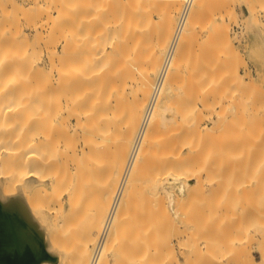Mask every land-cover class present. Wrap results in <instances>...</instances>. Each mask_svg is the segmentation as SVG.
Here are the masks:
<instances>
[{"label": "bare ground", "instance_id": "obj_1", "mask_svg": "<svg viewBox=\"0 0 264 264\" xmlns=\"http://www.w3.org/2000/svg\"><path fill=\"white\" fill-rule=\"evenodd\" d=\"M0 1H1L0 7H4L6 9L3 3L4 0L3 1L0 0ZM6 1L8 4H10L11 10L14 9V11L17 14L19 11V14L20 12H23V13L26 12V13H29L30 15V12H32V8L35 10L37 8L39 9L42 6L41 5L42 0H33L32 4L28 5L29 8L26 7L27 5L24 6L22 2H19L21 0L19 1L18 0H6ZM62 1L64 3H62ZM62 1L61 3H59L56 0V3H59V5L57 6L53 5V9H51V11H49L50 8L49 10L47 9L48 11L47 10L45 11L46 13H43L42 11V14H46L45 16L46 20H44L45 22L43 23H46L49 25V30H48L49 38L54 33L55 31L54 29L57 28L56 32L58 31V29L60 30L57 32L59 33L58 34L59 37L58 35H56L57 34L56 32H55L56 34L54 33L56 35L54 37H58L57 38L59 39L58 41L62 42L61 48L59 50L54 49L55 47L50 50L49 49L46 50V55L48 56L49 54L48 56L49 58L47 61L48 66L46 65L47 66L46 70L43 68L39 70L37 68V70H35L36 72L34 71L31 73V71H33L31 70L32 69L30 65L31 63L30 64L29 62L23 63V65H21L23 66V68H24V65L27 64L25 66L26 67L25 71L27 70V68H29L27 67L28 64L31 67V69L29 68L30 69L29 72L24 73L26 76V79H25L24 74L20 73L19 68H18V65H20L23 62V61H20L21 63H19V60H18L19 57L22 56V54H20V56H17V54H14V55L10 54L14 52L13 50L9 53H6L8 52L6 51L7 49H4L3 53H1L2 50H0V264H88L91 254L93 252V249L98 243L100 231L104 223V220L107 217V214L110 211V208L112 206V201H113L116 189L118 187L121 174L125 166L126 159H127L132 141L138 130L139 123L141 121V117L144 111V107H145L146 101L151 91V87L153 83L152 76L155 77L158 71L162 54L172 34V31H173L172 29L174 28V23H175L172 15L174 14V12H176L177 6L180 0H172V1L167 0L166 2L169 1L167 5L164 2H162L164 5H166V8H165L166 10L164 11L163 9L162 10L163 12L161 11L162 12L161 17L163 16L162 18H159V16H157L159 19H157L158 21H156V23L158 24L154 22L155 23L154 25H156V27L154 26L155 33L151 32V30L153 31V29L151 28L153 27V23H151L152 20L150 19L152 18L151 13L153 12L151 9L155 7L154 4H150L151 3L150 1H152L153 3V1L155 0H72L73 3L71 0L70 1L62 0ZM207 1L208 0H195L194 1L193 7L189 14V18L186 22L185 28L180 37L171 68L166 77L162 93L146 125L137 154L133 160V163L129 170V174L125 179V184L121 189V193L119 194L118 201L114 207V210L111 216L110 227L108 229L106 237L104 238L101 244L96 264H110L109 263L110 257L113 258V256H115L117 251L120 252V254L123 252L126 253L125 252L126 243H124L123 240L126 241L128 239L127 235L128 236L130 235L129 238H132L131 233L133 232V230H135L137 226V221L143 220L142 216L144 217L145 215L146 219L147 217H151L144 213V210H145L144 206L146 205L147 207L148 205H150L149 204L150 201L152 203L153 201L156 203V205L154 206L151 204L152 206L150 205L149 207L153 209L151 208L150 209L154 210L155 214H158V216H160L161 219H162V216L166 218L168 217L167 206H169L170 208V206H173V204L175 203L174 205L177 207L175 201H177L178 203V201L181 198H179L178 200V197L176 196L177 199L174 200L176 197L173 198V195H171L170 191L166 187L167 185H170L171 189H176L178 192L177 195L180 197H183L185 192L189 194V190H191L190 188H193L192 181H195L196 183L200 182V176H199L200 174L198 175V173L200 172L197 171L196 173L193 171L192 172L193 174L192 173L190 174V171H189L190 169L189 170L187 169L185 171V169L183 170L180 167V165L184 167V164L186 163L187 159L183 158L184 160H182L181 159L182 157L179 156L178 152H177L178 155H176V157L172 159L176 160L175 158L180 157L179 159L182 160V162L181 161L179 162L181 164L177 160H176L177 162L170 161L169 157H167V155L164 153L169 148L172 149L171 144L168 145V142H167L169 140L171 141V137H168L170 135H167L168 139L169 138L170 139L167 141L165 140V142L167 143L166 148H168L166 149L165 144L164 146H161L159 144L161 143V141L159 140L158 136L159 137H163V136L162 135L160 136V134L158 133H160L159 130L163 129L164 127L166 126L169 127L168 125H170L171 123L176 125V129H175L176 133L175 134L173 133L175 132L173 129L175 128V125L174 126L171 125L172 127H170L169 130L166 128V130L170 131L172 128L173 129L172 133L174 134V136H176L177 134H181L183 136V134H185L186 132L187 123L185 122V117L188 115H189L188 117H190V114H192V112H189V113L186 112L188 115L187 114L185 115V112L184 111L182 112L181 109H177L181 112L179 111L176 112L175 110L176 105L173 103L174 101H171L172 92H174L173 83H175L174 80L176 81V79H178L176 76L177 72L183 66L187 48L191 40L195 37V34L197 33L196 28L199 25L204 24V22H206L207 19L208 20L210 19L208 15L211 14V12H209L208 14L207 10L208 11L211 10L212 4H210L211 6H209L210 1H208L209 2L208 6L210 8L206 7ZM232 1L233 0H231V2ZM56 3L54 2L52 4H56ZM65 3L66 5H63ZM155 3H158V0H156ZM60 4L63 6H61ZM5 5L7 4L5 3ZM227 5L225 3V6ZM261 5L262 6H260V10L262 9V7H264V3H262ZM163 7L165 6L162 5V8ZM248 7L250 8V6ZM205 8H208V9L205 10ZM220 8L218 5L216 9L219 11ZM29 9L31 10L29 11ZM157 9L158 8H156V10ZM40 10L42 9L40 8L38 12ZM224 10H227V9H224ZM4 11H1L2 14ZM35 11L31 13L33 14V16L34 15L37 16V13H35ZM158 11L160 12V9ZM205 11L208 15L205 13ZM214 12L215 11H213L212 13ZM16 13H14L13 15H15ZM42 14L41 16L43 17ZM13 15H12L13 18H11L10 20L11 25H14L11 22L15 19ZM255 15H254V18H255ZM31 16H29V18H32ZM210 16H212V14ZM25 17L28 18V16H25ZM1 18L2 17H0V23H1ZM43 18L41 19V21H43ZM204 18L206 21L204 20ZM220 18H223V17H220ZM37 19L39 20V18ZM38 20L36 22L34 21L35 23L32 22L33 25L35 24L34 31H35V28L36 29L38 28L37 30H39L40 28L41 29L43 28L44 24H42V22L39 23ZM36 23H39V24L36 25ZM214 23H215L214 25H210V26H213L211 27L213 30V31L211 30V35L213 34V38H216L221 41L230 42L228 39L227 29H225L224 27L221 28L219 27V25L218 27H216L217 26L216 24H219V23H216V21H214ZM11 25L10 27L12 28L13 26ZM261 26H264V25H261ZM10 30L11 29H9V31ZM209 30L207 32H209ZM148 31H150L151 33H148ZM39 33H40V37L37 36L35 38L36 35H34V39L37 40V38L39 37V39L41 38L42 40L41 30ZM152 33L154 34V36L151 35ZM4 34L5 32L1 33L0 31V38H2L0 39V43H3L2 45H4L3 40H5V42H6V38L9 40V37L5 36ZM149 34L151 35V37L148 36ZM15 35L17 36L18 34H15ZM10 37H12V35H10ZM153 37L154 39H150ZM53 38L51 37L50 39L53 40ZM11 39L12 38H10L9 40L10 43H11ZM147 40H150V41L152 40V41L151 43H149L150 41H147ZM14 41L16 42L15 39ZM21 41L19 42L21 43ZM34 42L32 43L34 44ZM50 42L51 41H49V43ZM142 44L144 45V48ZM50 46H52L51 43L49 47ZM47 51H48V54H47ZM136 52L139 53V55L137 53L138 56L136 54L133 55ZM15 55L17 58L15 57ZM142 58L144 61H142L141 62L142 64H141L140 61ZM137 60L138 61L140 60L139 65L141 66H138L136 64ZM134 65L138 67V68L136 67L137 68L136 71L133 69ZM30 73L32 74L34 78H32ZM26 74H29L30 76ZM28 76L30 77V79ZM129 83L130 84L132 83V85L134 84V87L136 86V88H134L135 94L133 92L134 89L132 88V86H129V89L130 87L133 89V90L130 89L132 90L133 93H129V94H134V97L131 95V97H133L134 100L133 98H130V97L129 98L131 100L128 99L129 94L126 92V88ZM24 85L26 86L22 87ZM124 90H125V94H123ZM126 93L128 94V96H125L127 95ZM116 94H118L119 96L124 95L123 97H126L124 100H127V99L129 100V101L127 100L125 103L123 100L124 104L132 102V100L133 102L131 104H126L127 105L126 107V105L120 103L121 102V98H120L118 99L120 105H117L118 104L117 97L115 96L116 99L113 98L114 95ZM201 95H204V93L203 94L201 93ZM174 98H175V95L172 99ZM113 102L114 104H112ZM112 105H115L116 108L117 106L121 107V105H123L122 108L126 107V110L122 113L121 111H118L120 110V108L118 107L117 108L118 110L114 109L115 111H113ZM218 105L219 104H217L216 106ZM115 106L113 107L115 108ZM142 107H143V111H142ZM176 107H179V106H176ZM201 109H204V108H201ZM117 113H120L119 116L117 115ZM195 113H197L196 118L202 117V114L200 111L199 112L196 111ZM198 113H200L201 115ZM197 115H199V117H197ZM250 115L254 117L253 119L250 118V120L252 119L250 122L252 124L256 122V125L253 124V126L254 125L256 126V132L259 131L260 133H264V124H262L264 123V118L260 119L259 117V115L261 114L259 115L250 114ZM203 116L205 117V115ZM188 119L193 120L194 118L193 119L188 118ZM195 125L198 127V123H196ZM196 126L195 128H197ZM257 128H259L258 131H257ZM207 130L209 131V129ZM259 132L258 134L262 136ZM161 133H165V130L163 129ZM167 133L169 132H166V134ZM172 133H171V136H172ZM109 139H111L112 141L110 140V142L106 145V147H104L105 144L103 143L104 142L107 143ZM180 139L178 138L179 141ZM199 139L200 140L198 143H201L202 140L201 138ZM162 140L164 142L163 138ZM186 140L187 138L185 137V142L187 143L188 141L191 140V137L190 139H188V141ZM157 141H160V142L157 143ZM174 141H176V139ZM174 141L172 140L171 142L174 144ZM179 141H177V143ZM111 142L113 143L115 142L114 146L112 145L113 143L111 144L113 149L109 146ZM156 144H158V147H156ZM159 145H160V150H163L165 148V152H162V155L160 157L161 159H158L160 162H158V160L155 159L156 158L155 156H157L158 154L160 155L161 153L154 155V153H157L156 151H158ZM196 145L198 148H200V144L199 145L196 144ZM109 147L112 150H109L110 149ZM173 147L175 148L172 150H176V149L178 150V147L176 148V146L174 145ZM197 147L195 146L193 150L196 151ZM103 149L105 151H103ZM171 149H169L170 151L168 150L170 154L172 153ZM203 149L205 148L202 147V150ZM106 150H109V152L107 153ZM168 151L166 153H168ZM101 152L103 155L100 154ZM105 153L111 156L112 159L111 158L105 159L103 157V156H106ZM163 154L166 155V157H162ZM173 154L175 153L173 152ZM193 154H197V152ZM185 156H188L189 158L188 154ZM98 158L99 159L101 158V160H103V164H106L107 166L106 169L108 171L110 170L111 174L108 171L107 173H109V176L113 175L112 176L113 179L112 178L110 179V177H106L108 175L107 173H105L106 176H104V181H102L103 179H101V177H100L101 181L97 177L95 178V176L93 178V175H94L93 171L101 169V165H100ZM103 158L106 161H104ZM153 159H155V161ZM152 160L153 162H156L157 160L156 163L157 164L159 163L161 165V166L156 165L155 163V165L157 166L156 168V166L152 164V166L154 165V168H155L154 170L155 173L153 176L155 177L156 170L158 171L160 170V171L159 172L157 171L159 173L156 176L157 178L153 179L155 181H153V185H151L154 188V189H151L152 192L150 191V188L152 187L146 188L152 193L151 196L149 197V194H148L144 198L143 195H146V193L145 191H144V194L141 193L142 190L144 189V187L141 184L146 181L145 182L146 185L144 184L143 185L150 186L148 184H151L150 182L152 178L150 177H152V174H150L151 171L149 170L150 173L147 174V176L149 177L150 175L149 177L151 179L150 180L147 178V176H144L143 173L147 172L148 171L147 169L151 167L147 165L148 164L151 165ZM184 161L185 163H183ZM105 162L107 163L110 162V163H108L107 165V163ZM170 163H173L174 165ZM158 166H159V169H158ZM170 166L172 170L173 168L175 170L176 167L178 166L176 170V172L177 171L178 172L176 173L175 171H172L170 169ZM185 168H188V167H185ZM202 168L203 167H201V169ZM145 169L147 171H145ZM179 170H181L180 173H179ZM187 171H189V173H187ZM144 177H146V179ZM141 178H142V182L140 184L139 182ZM143 179L145 181H143ZM93 180L95 181L97 180L101 182V183L98 182L100 183V186H101L100 191H98L99 184L95 181L93 182ZM148 180L150 181L148 182ZM94 183H97L98 185L97 184L95 185ZM92 185L98 186L97 187L98 189L96 188V190H94L95 188ZM85 186H91L90 190L92 189L95 193V197L96 196L97 197H96L94 205L89 210L87 215L83 213L85 214V216L83 215L85 218H83L82 219L83 221H82L81 218L79 219L77 218L80 217L79 214L82 215L81 212H87V211L86 209H84V211L83 209H80L81 207H79L80 205L78 206V204L81 203V198L83 196V195L81 196V193L83 192V190L84 191L87 190V189H83ZM140 186L141 188L143 187V189H141ZM136 192L141 193V194L137 193L138 196L141 195L139 196V200L137 199L136 195H134ZM65 197H66V200H64ZM140 197L142 198V201H140L141 200ZM146 197H149L150 200L149 199L143 200V199H146ZM188 198H189V195H188ZM188 198L185 199V201L180 200V202L182 201L186 203V200H189ZM133 200H138L139 202L138 201L135 202ZM64 201L67 205V209H65L64 207ZM144 201L145 202L147 201L148 205ZM131 202L134 203L133 206ZM130 203H131L132 208L136 210V212L135 211L133 212L130 206ZM165 203L167 204L166 207H165ZM136 205H139V207H137ZM135 206L136 208H134ZM200 206H199V210H200ZM217 206L218 208H220L221 205L218 204ZM138 208L139 209L143 208V210L140 209L142 210V212L138 210L141 213L139 212L137 215ZM150 209L148 208L149 211L146 209L147 213L150 212ZM201 209H203V207ZM129 210L132 212H128ZM214 210L215 212L213 211V207H212L211 211L213 212V214L214 213L216 214V215L214 214L215 215L214 216L212 213H210L213 216L212 219L216 218V216L220 214V211L222 209L220 211L218 210L219 214L216 213L217 209H214ZM154 211L151 212L152 214L151 213L149 214L155 217L154 220L155 219L157 220L158 216L154 215ZM176 212H178V210ZM188 212L190 211H187L186 215L188 214ZM222 213L223 212H221L220 215H223ZM139 215L141 216L142 220L137 219L136 221V218ZM153 217H151L152 220H153ZM128 218L131 220L129 221ZM208 218H209V215H208ZM127 219L129 223L126 222ZM148 219L147 220L144 219V221L149 222L150 224L152 221H149ZM168 219L169 218H167L166 220ZM217 219L216 220L210 219V221L216 222ZM132 220L135 221L136 223L134 224ZM191 222L193 223L195 221H191ZM215 222L213 223L211 222V224H214ZM219 222H221L220 219H219ZM130 223H133V224L130 225ZM140 223L141 222H139L138 224L139 228L141 227V225H143V223H141V225ZM170 223L172 224L173 222H170ZM151 224L152 225L149 226L151 228L146 227L147 229H145L143 225L139 229V231L142 232V235L143 236L145 235L144 237H141V238L144 239L146 236H148V234L152 232L151 230L159 229V228H152V226L156 227L157 225L153 224V222ZM208 224L211 225L210 222ZM209 225L207 226L210 227ZM124 226H126L127 229L128 227L129 229L131 228V230H128L130 231L129 234L128 232H126L127 229ZM164 226L165 225H163V227ZM187 227L189 228V226ZM142 228H144L145 230H142ZM210 228H212V226ZM190 229L191 231L194 230L195 232L199 233L198 231L194 229V227L192 228L190 227L189 230ZM208 229H205V230L209 234ZM147 230L151 232L148 233ZM189 230H186V232L188 231L190 234L191 231ZM199 231L201 233L202 230H199ZM136 232H133V233H136ZM157 232L155 231L154 233L157 234ZM203 232L205 233L204 230ZM215 232H217V229ZM138 233L133 234V237L134 235H136L137 240H140V241L132 240L131 244L129 243L130 247L133 246V243L136 244L135 241L140 242V245L143 242V239L141 238L138 239V237H140L139 236L140 233L139 234ZM154 233L152 232L151 234L154 235ZM204 235L206 234H203V236ZM124 236L127 239H125ZM155 236L156 235H154V237ZM194 236L195 235L193 234V237ZM203 236L201 235V237H198L200 238V241H195L194 239H197L196 237L192 238L193 239L192 241H194L193 244L197 242L195 245H193L194 247L193 251L198 250L199 247L202 246V245L199 246L197 244L198 242L201 243V238H203ZM211 236H215V235H211ZM148 238L146 237L144 240L147 241ZM150 240H151V236L149 238V242L144 241V243L146 242L145 245L148 248L145 247L144 249L143 247L144 243L142 244L143 249L142 248L141 249L143 253L147 251L146 249H149V246H150V249L152 247L153 248L156 247V249L154 248V250L155 251L157 250V246H156L157 242L156 244H154V246H152L153 239L151 240L152 241L151 243H150ZM215 241L217 240H214L213 243H215ZM260 241H262L261 244L264 243V240L260 239ZM217 243L216 244L210 243V244H212L215 247L217 246ZM129 245H127V247ZM196 245L197 247L199 246L198 249ZM205 245L208 246L209 244L204 243V246ZM189 246H191L190 243H189ZM207 246H205V251L208 249H211V252H208L209 250L207 251V253L211 254L213 250L212 248H210L211 247L210 245L209 247ZM123 247H125L124 248L125 250L122 252ZM130 247L128 251H130L131 249ZM133 247L131 249V254L135 253L132 255H135L134 257H136V253L139 250L136 251V249L134 248L135 249L134 250ZM139 247L140 246L138 245V249ZM159 247H162V246H159ZM167 247H168L167 250H170V247L169 246ZM217 248L218 246L215 247L214 250L216 249L218 253L220 251L222 253L223 252L225 253V250H222V249L226 247L223 246L222 248H218V249ZM227 249H226V252H228ZM132 250H134V252H132ZM143 250H146V251L144 252ZM157 251L156 253L154 251L153 253L151 252L153 255H151V253L147 251L146 254H144V256H143V253H141L142 255L140 256H139L140 253H137L138 254L137 256H139L138 259L142 260L144 263L146 261L144 258H147L149 253L153 257L155 256V254L158 253ZM203 254H204V251H203ZM213 254H212L214 256L213 258H215V253ZM223 254L220 253V256ZM150 255L148 256L149 258H150ZM125 256L126 255L122 257H125ZM141 256L143 258H140ZM131 257L132 256H130V258ZM208 257H207V260L210 259L211 261L213 259V258L211 259ZM169 258H171V261H173L172 257H169ZM220 258L218 259L216 258L218 262V263L216 262L217 264H219ZM135 259H137V257ZM228 259H230V262H231V256L229 257L228 255ZM261 260H262L261 262H264V253H262ZM118 261H120L121 263L122 260H118ZM148 261L150 260H147V264L149 263ZM208 261L206 262V264L209 263ZM214 261L216 260L212 261L213 264H216ZM155 262L156 261H154V263ZM137 263H139V261ZM117 264H119V262H117ZM139 264H142V262L140 261Z\"/></svg>", "mask_w": 264, "mask_h": 264}, {"label": "rangeland", "instance_id": "obj_2", "mask_svg": "<svg viewBox=\"0 0 264 264\" xmlns=\"http://www.w3.org/2000/svg\"><path fill=\"white\" fill-rule=\"evenodd\" d=\"M5 1L6 0H4L3 3H4V6L6 7V9L4 7H0V17H2L1 23H0V31H1V33L5 32L4 35L8 36L9 40H10V38H12V39H11V43L7 38H6V42H5V40H3L4 45L6 47L4 45H2L3 43H0V46H1L0 50H2L1 53H3L4 49H7L6 51H8V52H6V53H9L13 50L14 52L10 53V54H13V55L17 54V56H20V54H22V56H20L18 59L19 63H21L20 61H23L20 65H18L20 73L24 74L25 72L26 73L29 72L31 67H32L31 70H33V71H31V73L34 72L35 70H37V68L39 70H41L42 68L46 70L47 66H48L47 61L49 58L48 57L49 56L48 51L54 47H55L54 49L59 50L61 48L62 42H59L58 41L59 39H57L59 37V35H58L59 33H57V32L60 31L58 29V31L56 32L57 28H55L54 29L55 31L54 30L53 31H54V33L55 32L57 33V34L56 33L55 34L58 35V37H54L56 35L52 32L54 35L52 34L51 37L52 38L54 37V38H53V40L50 39L51 37L49 38V33H48L49 25L46 23H43V22H45L44 20H46V17H45L46 14H42V11H43V13H46L45 11L47 9L49 10V8H50L49 11H51V9H53V5H55V6L59 5V3H61L62 0L61 1L57 0V2H59V3H56V0H42V2H41L42 4L40 3L42 5L40 7L42 9V10H40L41 12L40 11L38 12V10L40 8L39 9L37 8L38 10L35 9L36 11L32 8V12H30V15H29V13H26V12L25 13L20 12V14H19V11L17 14L14 11V9L11 10L10 4H8L7 1L6 2ZM32 1L33 0H28V1L27 0H25V1L21 0L19 2H22V4L24 6L27 5L26 7H28V5L32 4ZM166 1L167 0H158V3H155L156 0L153 1V3H152V1H150L151 2L150 4H154V6H155L154 7L155 9L153 8L154 10L151 9L155 14L152 11H151L152 13L149 12V13H151V16H152V18H150V19L152 20L151 23H153V27H151L153 29V31L151 30V32H153V33H155L154 29H155L156 25H154V24L156 23V21H158L157 19L163 17V16L161 17V13L163 12L162 10L164 9V11H165L166 5L169 3V1H172V0H169L168 2H166ZM208 1H210V3ZM208 1H207L206 7H209V6H211L210 4H212L211 10H213L215 12L212 13L213 11H211V10L208 11L207 10L208 8H205V10H207L208 14H209V12H211L212 16L213 15L214 16L213 17L210 16L211 14L208 15L205 11V13L208 15V17L210 19L209 20L207 19V21H206L204 18V20L207 22V24H206V22L203 21L204 24H201L196 28L197 33L195 32L196 33L195 37L191 40V42L187 48V52L185 55L183 66L177 72L176 76L178 79H176V77H175L176 81L174 80V82L176 84L173 83V88H174L173 91L174 92H172L171 101H174L173 103L176 106L180 107L179 108V107L175 106L176 112L179 111L177 109H181L182 112L184 111L185 115L189 112H192V114H190V117H188L189 116L188 114H187L188 116L185 117V122L187 123L186 124V128H187L186 132H185V134H183V136L181 134H177L178 137H177V135L174 136V134L176 133V130H175L176 125L173 123L168 125L169 127L166 126L163 128L165 130V133H161V131H163V129L159 130L160 133H158V134H160V136L162 135L163 137L158 136L161 143H159L160 141H157V143H159L161 146H164V144H165V148H166L167 143L165 142V140L167 141L170 139V138L168 139V137H171V141L172 140L174 141L175 139H176V141H174V144H173L169 140V141H167L168 145L171 144L172 149L175 148V147H173V145H174V146H176V148L178 147V150L177 149L172 150L171 148H169V149H171V152H172L170 154L169 153L170 150L168 148H166L169 150V151L167 150L168 153H166L167 151L165 152V148L163 149V147H162V149L164 151L160 150V145H159V149H158V151H156L157 153H154V155L161 153L160 155L159 154L157 155L158 157L155 156L156 157L155 159H157V160L161 159L160 157L162 155V152H165L164 154H166L167 157H169L171 162L176 161V160L178 162L179 161L182 162V160H184V159L189 160V161L186 160V163H185V161L183 162V163H185L184 167H182V165H180V167L183 170L185 169V171L187 169L188 170L190 169L189 170L190 174L193 171L196 173H197V171L200 172V173H198V175L200 174L199 175L200 176V182L196 183L195 181H192L194 189L190 188L191 190H189V194L187 192H185L183 197L178 196L177 190L171 189L170 185L166 186L168 188V190L170 191L171 195H173V198L177 196L178 200H179V198H181L180 200L185 201V199H187L188 195H189V198H188L189 200H186V203L182 202V201H181L182 202L181 203L180 200L178 201V203H177V201H175L177 207L174 205L175 204L174 203L173 206H170V208H169V206H167V204L165 203V207L167 206V212H168L167 218H169L168 220H166L167 218L163 217V216H162V219H163L162 220L161 217L158 216V214H155L154 210H151L153 208H151L149 206L151 204L153 206L156 205V203L154 201H153V203L150 201L149 202L150 205H148L147 201L146 202L144 201L148 205L147 207L145 205L144 209L148 210V208L149 209L151 208L150 212L147 213V210H146V212L144 210V213L148 216L153 217L151 215L152 214L151 212L154 211V215L158 216L157 220L156 219L154 220L155 217H153V220L151 217H147V219L150 218L148 220L152 221L153 224L157 225V226L155 225L156 227L152 226V228H159L157 230L154 229L156 232L158 230H160V231H158L156 234V233H154L155 232L154 230L149 229L156 236L154 237V235L151 234L152 232L147 230L148 233L149 232H151V233H149V234L147 233L148 236H146V237L150 238V236H151V240L153 239L152 240L153 242L150 240V243L152 242V246H154V244H156V242L159 246H162V247H159L156 244L157 250H159V251H157V250L156 251L159 253V254L157 253L159 256L157 254H155V256L152 257L151 255H153L152 254L153 251L156 253V251L154 250V248L156 249V247L153 248L151 246L152 248L150 249V246H149V249H146V250L150 253L152 252L151 255L149 253L152 261L148 257L149 255L147 256V258H144L146 260L145 261L146 263L145 262L143 263L142 260L138 259L139 256L142 255L141 253H143L142 252V249H143L142 244L144 243V241H146V240H144L146 237L144 239L141 238V237H144L145 235L143 236L142 232H140L139 229L143 225H144L145 229H147L146 227L151 228L149 226L152 225L151 224L152 222L149 224V222L144 221V219L147 220L145 215H144V217L142 216L143 220L141 219V216L139 215V216H137V218L135 216L136 221H137V219H140L142 221H139V220L137 221V226L136 225L135 226L138 229L135 228V230L138 231L140 234L138 232H136L135 230H133V232H136V233H133V232L131 233L132 238H129L130 235L128 236L126 234L128 239L125 238V236H124V238L127 240L126 241L123 240V242L126 243L125 244L126 250L128 251V249L130 247L129 243L131 244L132 240H137L136 235H134V237H133V234L138 233L140 236V237L137 236L138 239L139 238L143 239V242L141 241L142 243L140 245V242H137L140 240H137V241H135L136 244L133 243V246H134V244H135V246L134 247L132 246V247H133V249L135 248L136 251L139 250L137 252V253H140L139 256H137L138 254L136 253L137 259H135L136 258V257H134L135 255H132L135 253L131 254L132 247H130L131 249L128 252L124 249L125 247H123V250H122V248H121V250H122V252L125 250L126 253L123 252V253H121L123 255H121L120 252L117 251L115 256H113V258L110 257V260H109L110 264H114V262H115V264H117V262H119V264H129V263L135 264V262H136V264H139L140 261L142 262V264H147V260H150V261H148L149 262L148 264H206V262L208 260H209L208 261L209 263H207V264H211V263L213 264V262H212L213 260H216V261H214L216 263L217 259L222 257V256L223 257L219 259V264H221V263L222 264H264V262H261L262 261L261 256H262V253H264V243L261 244L262 241H260V239L264 240V239H262V238H264V230H262V229H264V137H262V136H264V133H260L258 131L259 128H257V131L262 135V136H260L258 134V132H256V126H255L256 122L253 123V124H255L254 126L250 122L254 118L250 114H252V115L253 114L254 115L261 114V115H259L260 119L264 118V115H262V114H264V26H261V25H264V24H262V23H264V7H262V9L260 10V6H262L261 4L264 3V0H249V1L248 0H245V1L244 0H233L232 2H231V0H228V1L227 0L226 1H224V0H208ZM54 2L56 4H52ZM162 2H164L166 5H164ZM5 3L7 5H5ZM62 3H64V2L62 1ZM67 3H69V2H67ZM72 3H73V1H72ZM208 3H209V6H208ZM225 3H226V5L228 4L227 5L228 7L225 6ZM248 3H249V5H248ZM1 5H3V4H1ZM63 5H66V3ZM63 5H61V6H63ZM162 5L165 7L162 8ZM179 5L181 6V0L178 3L176 12H174V14L172 15L174 18V22L176 20L177 13L179 12L178 9H180ZM218 5H219V8L222 6L219 11L216 9L218 7ZM248 6H250V8ZM1 8H3V9H1ZM156 8H158V9L156 10ZM222 8L227 9V10H224ZM64 9H65V7H64ZM159 9H160V12L158 11ZM30 10L31 9H29V11ZM33 10L35 11V13H37V16L36 15L33 16V14H31L34 12ZM1 11H4L3 14ZM12 11H14V12H12ZM223 12H224V14H223ZM14 13H16L17 16H16V14L13 15ZM40 13L43 15L44 18L41 16ZM12 15L15 18L14 20L12 19L14 22L11 21L14 25H11V23H10L11 18H13ZM21 15H23V16H21ZM230 15H232V16H230ZM254 15H255L256 19L254 18ZM3 16H5V17H3ZM25 16H28V18H26ZM29 16H31L32 18H29ZM157 16H159V18ZM205 17H206V15H205ZM220 17H223V18H220ZM37 18H39V20ZM42 18H43V21H41ZM16 19H17V21H16ZM222 19H223V21H222ZM37 20L39 23L42 22V24H44L43 25L44 29L40 28L39 30H37L38 28L37 29L35 28V31H34L35 24L33 25V23H35ZM214 21H216V23H219V24H216L217 25L216 27H218V25H219V27H221V28L224 27L225 29H227L228 39L230 42L221 41V40H218L216 38H213V34L211 35V30H212L211 27H213V26H210V25H214L215 24ZM28 22H29V24H28ZM211 22H212V24H211ZM7 23H8V25H7ZM39 23H36V25ZM27 24H28V26H27ZM156 24H158V23H156ZM250 24H251V26H250ZM10 25L13 27L11 28ZM46 25H48V26H46ZM202 26L203 27L205 26V27L203 28ZM200 27H202V28H200ZM235 27L238 28V30H236ZM45 28L47 29V31ZM198 28H200V29H198ZM9 29H11V30L9 31ZM148 29H149V27H148ZM205 29H207V30H205ZM40 30L42 33V36H41L42 40H41V38L39 39ZM156 30H157V28H156ZM208 30H209V32H207ZM144 31H145V29H144ZM151 32L148 31V33H151ZM14 33L18 34V35L16 36ZM50 33H51V31H50ZM153 33L151 35L154 36ZM2 35H1V37H2ZM10 35H12V37H10ZM34 35H36L35 38L37 36H39L37 38V40L34 39ZM151 35L149 34L148 36L151 37ZM207 35L208 36L211 35V36L208 37ZM16 37H18V38H16ZM25 38H26V40H25ZM0 39H2V38H0ZM14 39L16 40L18 45L14 41ZM21 39H22V41L23 40H25V41L22 42ZM150 39H154V37L150 38ZM7 40L9 41V43ZM45 40H47V41H45ZM48 40L51 41L50 43L52 46L55 44L56 41H58V42H56V44L53 47L52 46L49 47L50 43ZM19 41H21V43ZM147 41H150V40H147ZM151 41L149 43H151ZM32 42H34V44ZM6 43H8V44H6ZM13 43H15V44H13ZM18 46H20V47H18ZM47 47H49V48H47ZM143 48H144V45H143ZM47 49H49L47 51L48 56L46 55ZM39 51H41V52H39ZM137 53L138 52L134 53L133 55H135V54L137 55ZM10 54H8V55H10ZM38 55H40V56H38ZM138 55H139V53H138ZM15 57H16V55H15ZM143 58L141 59V61L139 60L140 63L142 61H144ZM36 59H38V60H36ZM139 61L137 60L136 64L138 66H141V65H139ZM27 62H29V64L31 63L30 64L31 67L28 64L27 67H29L30 69L27 68V70L25 71V68H26L25 66L27 64L24 65V68L21 65H23V63H27ZM249 64L252 65V67L254 68L253 73L250 72V70H249ZM135 65L133 66V69L136 71V69L138 67ZM181 69H182V71H181ZM20 70H22V71H20ZM178 73H179V75H178ZM26 75H29V74H26ZM31 76H32V74H31ZM24 77L26 79L25 74H24ZM20 78H21V76H20ZM32 78H34V77L32 76ZM153 78L154 77L152 76V82H153ZM29 79H30V77H29ZM23 84H24V82H23ZM25 84H26V82H25ZM129 84L127 85L126 92L128 94L134 92V94H135L134 88H136V86L134 87V84L132 85V83L130 85ZM25 86L26 85H24L22 87H25ZM129 86H132V88L134 90L131 87H130V89H132L133 92H132V90L129 89ZM199 92H201L202 94L204 93V95H201V93H199ZM118 94H120V93H118ZM118 94L114 95L113 98H115V96L117 97V100L121 98L120 103H122V104H124L128 99L131 100L130 98L134 97V94H129V96L127 94L125 96H128V99L124 100L126 97H123L124 95L119 96ZM123 94H125V90H124ZM131 95L133 97H131ZM174 95H175V98L172 99L174 97ZM118 96H119V98H118ZM117 100H115V101H117ZM123 100H124V103H123ZM133 100H134V98H133ZM133 100H132V102H133ZM132 102H129L126 104H131ZM117 103H116L117 105H120L119 100L117 101ZM112 104H114V102ZM126 104H124V105H126ZM202 104H204L206 106H204ZM217 104H219V105L216 106ZM115 105H112L113 111H115L114 109H117L119 107L120 110H118V109L117 110L121 111L122 113L126 110V107H127V105H126V107L122 108L123 105H121V107L117 106V108H116ZM113 106H115V108ZM143 107H144V105H143ZM143 107H142V111H143ZM201 108H204V109H201ZM121 109L122 110L124 109V110L122 111ZM197 109L201 112L203 118L206 117L205 119H203L202 117L200 118L199 115H197V117H199V118H196L197 113H195V112L196 111L199 112ZM181 111H179V112H181ZM119 114L120 113H117L118 116H119ZM198 114H200V113H198ZM191 115H192V117H191ZM203 115H205V117ZM188 118H192V119L194 118L197 121L194 119L189 120ZM250 118H252V119L250 120ZM186 120L187 121L189 120V121L187 122ZM194 121L196 123H198V127L195 125L196 123ZM262 124H264V123H262ZM171 125L172 126L175 125V128H173L175 132H173L172 128H171L172 131L166 130V128L169 130L170 127H172ZM195 126L197 128H195ZM251 127H253V128H251ZM207 129H209V131ZM166 132H169V133L166 134ZM212 132H214V133H212ZM171 133H172L173 137L171 136ZM167 135H170V136L167 137ZM181 136L184 140L181 138ZM185 137L187 138L186 141H188V139H190V137H191V140H190L191 142L188 141L187 142L188 144H187L185 142ZM158 138H157V140H158ZM162 138L164 139L165 143L163 142ZM178 138L179 139L181 138L180 141L178 140ZM199 138H201V140H202L201 143H198L200 140ZM110 140L111 139H109L107 143H105V142L103 143V144H105L104 147H106V145L110 142ZM177 141H179V142L177 143ZM112 143L113 142H111L109 145L111 148H112V145L114 146L115 142L113 144ZM184 143H185V145H184ZM196 144H198V145L200 144V148H198ZM195 146L197 147L196 151L193 150ZM104 147H102V148H104ZM156 147H158V144H156ZM202 147L205 149L202 150ZM111 148L109 150L113 149V148L112 149ZM214 148H215V150H214ZM104 149H106V148H104ZM104 149H103V151H105ZM109 150H106L107 153L109 152ZM204 150H205V152H204ZM214 151H216L217 153ZM173 152L175 154H173ZM177 152L179 153V156L182 157L181 158L182 160L179 159L180 157L175 158L176 160L172 159V158L176 157V155H178ZM196 152H197V154H193ZM107 153H105L106 156H103V157L105 159L106 158L112 159V157L109 156ZM100 154H102V152ZM164 154L162 157H166V155H164ZM187 154L189 155V158H188V156H185ZM110 155H112V154H110ZM192 155H193V157H192ZM213 155H214V157H213ZM205 157H206V159H205ZM200 158H201V160H200ZM105 159H104V161H106ZM155 159H153V160L155 161ZM153 160L151 161L152 163L150 162L151 165H149V164L147 165V166H151L150 167L151 169L150 168L147 169L148 171L150 170L151 173H150V171L148 172L146 169H145V171H147V172L143 173L144 176H147V174H149V173L152 174V177H150V175H149V177L152 178V180L147 176V178L151 180V182H150L151 184L147 183L150 186H144V185H146L145 184L146 181L144 179H143V181H145V182H143L141 184L142 178L139 182L144 187V189H143V187L141 188V186H140V188L143 189L141 193L144 194V191L146 193V195H143L144 198L148 194H149V197L151 196V194H152L151 189H154L153 186H151V185H153V181H155L153 179L157 178L156 176L159 174L158 172L160 171V170L159 171L156 170L155 177L153 176L155 173L154 165L157 162V160H156V162H153ZM99 162L101 165V169L93 171V174H94L93 178H94V176H95V178L97 177L98 179H100V177H101V179H103L102 181H104V176H106L105 173H107V171H108L106 169L107 166H106V164H103V160H101V158L99 159ZM158 162H160V161L158 160ZM105 163H107V162H105ZM108 163H110V162H108ZM108 163H107V165H108ZM173 163H175V162H173ZM173 163H170V164H173ZM152 164H154V165L152 166ZM156 165H160V164L156 163ZM177 167L175 170H174V168L172 170L171 166H170V169L172 171L176 172ZM185 167H188V168H185ZM201 167H203V168L201 169ZM156 168H157V166H156ZM152 169L154 172L152 171ZM158 169H159V166H158ZM181 170H179V173ZM189 171H187V173H189ZM108 172L110 173V170ZM109 173H107L108 175L106 177H110V179L111 178L113 179V177H112L113 175L109 176ZM143 175H142V177H143ZM106 177H105V179H106ZM115 177H116V175H115ZM144 178L146 179V177H144ZM101 179H100V181H101ZM150 180H148V182ZM94 181L95 180H93V182ZM100 181L96 180L95 182L98 183ZM97 183H94V184L96 185ZM100 183H98L99 189L97 188L98 186L92 185L95 188L94 190H96V188H97L98 191H100V187H101ZM103 184H104V182H103ZM196 186H197V188H196ZM86 187H88L89 189ZM90 187L91 186H85L83 188V189H87L88 191L83 190V192H82L83 194L81 193V196L83 195L81 198V203L78 204V206L80 205L79 207H81L80 209H83V211H84V209H86L87 212H81L82 215L79 214L80 217H78V215H77V217H78L77 219L81 218V220H82L83 218H85L84 217L85 214L87 215V213L89 212V210L92 208V206L95 203L97 196L95 197V193L92 189L90 190ZM147 187L148 188L152 187V188H150L151 192L148 189H146ZM86 192H87V194H86ZM153 192H154V190H153ZM88 193H90V194H88ZM137 193H139V194H141V193L136 192L134 194V195H136L137 199L139 200V196H141V195L138 196ZM96 195H97V193H96ZM149 197H146V199H143V200H147V199L150 200ZM177 197L174 200H176ZM64 200H66V197ZM138 200H133V201L136 202ZM140 201H142V198ZM131 203L133 206L134 203L133 202H131ZM131 203H130V206H131ZM218 204L221 205L220 208H218V206H217ZM178 205H180V206H178ZM200 205L203 207V209H201L202 207ZM82 206H83V208H82ZM132 206H131V208H132ZM136 206L139 207V205H136ZM136 206L134 208H136ZM199 206H200V210H199ZM64 207H65V209H67V205H66L65 201H64ZM212 207H213L214 212H215L214 209H217L216 210L217 214H219L218 212L222 209L220 211V214H221V212H223L222 213L223 215L219 214L218 216H216V218L212 219L213 216L210 214V213L213 214V212L211 211ZM156 208H157V206H156ZM156 208H154V209H156ZM140 209L143 210V208H140ZM140 209L138 208L137 211ZM132 210H133V212L134 211L136 212V210H134L133 208H132ZM142 210H140V211L142 212ZM174 210H175V212H174ZM177 210L180 213L176 212ZM140 211L137 212V215ZM187 211H190V212H188V214L186 215ZM128 212H132V211L129 210ZM169 212L171 213V215ZM198 212H199V214H198ZM83 213H85V214H83ZM149 213H151V214H149ZM131 214H133V213H131ZM189 215L192 217H190ZM208 215H209V218L211 220H214V219L216 220L218 217L217 221L216 222L210 221V219L208 218ZM132 216H134V215H132ZM169 216H171V217H169ZM193 217H194V219H193ZM158 218H160V219H158ZM128 219L126 222H128ZM207 219H208V221H207ZM219 219L221 222H219ZM130 220L131 219H129V221ZM133 220H132V222L135 224L136 222ZM187 220L190 222L195 221L196 223L195 222L190 223ZM205 220L207 223L205 222ZM139 222L143 223V225H141V223H140V225H141L140 228L138 227ZM145 222L147 223V225L148 224L149 225L147 226ZM170 222H173V223L171 224ZM209 222H210V224H211V222L212 223L215 222L214 223L215 225L214 224L209 225L208 224ZM133 223H130V225ZM217 223H218V225H217ZM163 225H165V226L163 227ZM197 225H198V227H197ZM207 225H209L210 227L212 226L213 229L208 227ZM187 226H189V228L194 227V229L196 231H198L199 233L195 232L194 230L191 231V229L189 230V228ZM199 226H201V227H199ZM206 226H207V228H206ZM124 227L126 228V226H124ZM170 227H171V229H170ZM261 227H262V229H261ZM144 228H142V230H145ZM185 228H186V230L191 231L190 234L192 236L189 234L188 231L186 232ZM199 228H201V229H199ZM126 229H124V230H126ZM205 229L209 230V234L206 232ZM216 229H217V232H215ZM128 230H131V228L129 229V227H128V229L126 230V232H128V234H129L130 231H128ZM199 230H202L201 233ZM203 230L205 231V233L203 232ZM170 231H172V232H170ZM192 232L195 235L194 237H193ZM173 233H174V235H173ZM202 233L206 234V235L208 234L207 237H206V235L203 236ZM199 234H201L203 236V238H201L202 244L200 242H198L197 245H199V246L202 245V246L201 247L198 246L199 247V249H198V247L196 245L198 250H194L195 251L194 252L193 251V249H194L193 245H195L197 242L195 244H193L194 241H192L193 240L192 238L196 237L197 239H194V240L200 241V238H198V237H201V235H199ZM152 235L155 239L152 237ZM172 235H173V237H172ZM211 235H215L216 237L211 236ZM190 236H191V238H190ZM149 238L147 239L148 242H149ZM206 238H208V239H206ZM202 239H204V240H202ZM214 240H217V241H215V243H213ZM191 241H192V243H191ZM204 241H206V242H204ZM137 243H139V244H137ZM145 243L143 246L144 249H145V247L148 248L145 245ZM150 243H148V244H150ZM189 243L191 246H189ZM204 243L209 244L211 246L210 248H212V250H213V252L211 254L207 253L208 250H209L208 252H211V249H208L205 251V246H207V245L204 246ZM210 243H212V244L217 243L218 248H222L223 246L226 247V248L222 249V250H225V253L223 252L224 253L223 254L220 251L221 249L219 250L220 252L218 253L216 249L214 250V248L217 246L214 247ZM220 243H222V244H220ZM127 245H129V246L127 247ZM138 245L140 246L139 249H138ZM209 245L207 247H209ZM167 246L170 247V250H167V248H168ZM163 247H164V249H163ZM207 247H206V249H207ZM226 249L228 252H226ZM134 250H132V252H134ZM146 250H143V251L145 252ZM164 250H165V252H164ZM119 251H120V249H119ZM167 251H169V252H167ZM203 251H204V254L206 256L203 254ZM146 252L143 253V256H144V254H146ZM213 253H215V258H213L214 257ZM220 253L223 255L220 256ZM226 254H227V256H226ZM124 255H126V256L122 257ZM228 255H229V257L231 256V262H230V259H228ZM130 256H132L134 258H132V257L130 258ZM118 257H120V258L122 257V258L120 259ZM154 257L156 258V260ZM169 257H172L173 261H171V258H169ZM207 257L211 258V259L213 258V259L210 261V259L207 260ZM224 257H226V258H224ZM140 258H143V257L141 256ZM114 259H115V261H114ZM118 260H122L121 263ZM153 260L156 262L154 263ZM128 261H130V262H128ZM138 261H139V263H137ZM226 262H228V263H226Z\"/></svg>", "mask_w": 264, "mask_h": 264}, {"label": "built area", "instance_id": "obj_3", "mask_svg": "<svg viewBox=\"0 0 264 264\" xmlns=\"http://www.w3.org/2000/svg\"><path fill=\"white\" fill-rule=\"evenodd\" d=\"M194 1L195 0H181V6H180L179 12L177 13V16H176V20H175V24H174L172 34H171L170 39L167 43V46H166V48L162 54L158 71H157V73L153 79L151 91H150V94H149L148 99L146 101L144 111H143V114L141 117V121L139 123L138 130H137L136 135L132 141V144H131V147H130V150H129V153H128V156L126 159V163H125V166L123 168L121 178H120L118 187L116 189V192H115V195H114V198L112 201V206L110 208V211L107 214V217L104 220V223H103L101 231H100L98 243L96 244V246L93 249V252L91 254V257L89 259L88 264H96V262H97V258H98V254L100 251L101 244H102L104 238L106 237V234H107L108 229L110 227L111 216H112L114 207L118 201L119 194L121 193V189L125 184V179L129 174L130 167H131L133 160L137 154L138 148H139L140 143H141L142 135H143L145 128H146V125H147V123H148V121H149V119H150V117H151V115H152V113L156 107L157 101L159 100L160 95L162 93L166 77H167L168 72L171 68L180 37L183 33L186 22L189 18V14H190V11L193 7ZM235 29L238 30V28H236V27H235ZM249 70L252 73L254 72V68L250 64H249Z\"/></svg>", "mask_w": 264, "mask_h": 264}]
</instances>
